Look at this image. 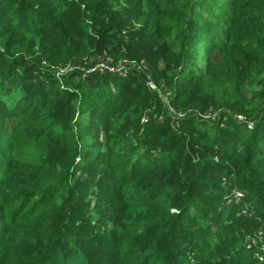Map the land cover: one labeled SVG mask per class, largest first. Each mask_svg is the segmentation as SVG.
Masks as SVG:
<instances>
[{
	"label": "trees",
	"instance_id": "trees-1",
	"mask_svg": "<svg viewBox=\"0 0 264 264\" xmlns=\"http://www.w3.org/2000/svg\"><path fill=\"white\" fill-rule=\"evenodd\" d=\"M77 59L144 72L57 76ZM263 246L264 0H0V264Z\"/></svg>",
	"mask_w": 264,
	"mask_h": 264
},
{
	"label": "rangeland",
	"instance_id": "rangeland-1",
	"mask_svg": "<svg viewBox=\"0 0 264 264\" xmlns=\"http://www.w3.org/2000/svg\"><path fill=\"white\" fill-rule=\"evenodd\" d=\"M105 62H106L105 64L109 65L110 67L113 66L115 68V66H116L115 70L110 68L109 70H105L104 72H102V71L98 72V68H99L100 64L95 63L94 61H91L89 59H87V60L77 59L72 63L62 64L61 66L56 68L55 71H56L57 76H60V75H69V74H71V72L79 70V71L83 72L84 78L86 80H92L93 79L92 77L94 74H99V76H101V77H112L115 75L128 76L129 74H131V72H134V71H139V73L144 72V69H142L139 65L134 64V63H129L127 61H124L122 64H114L111 59H108ZM117 66H119V67L117 68ZM148 85H149V87H151V89L155 90V86H153V84L151 82H148ZM206 118H207L206 120L211 121V119H210L211 117H206ZM147 121H148V118H146V122ZM142 123H144V122H142ZM238 194H241V191L234 189L231 194H228L226 196L225 204L227 206L231 205V203L233 204L235 201V197H238L239 202H241L244 199V197H239ZM173 212L176 213L175 210ZM251 240H253V239H251Z\"/></svg>",
	"mask_w": 264,
	"mask_h": 264
},
{
	"label": "built area",
	"instance_id": "built-area-1",
	"mask_svg": "<svg viewBox=\"0 0 264 264\" xmlns=\"http://www.w3.org/2000/svg\"><path fill=\"white\" fill-rule=\"evenodd\" d=\"M106 62L105 61H103V62H101V63H99L100 65H99V68H98V72L99 71H102V72H104L105 70H109L110 68H112V69H114L115 70V68H116V66H115V68L113 67V66H109V65H106L105 64ZM122 64V63H121ZM119 66H117V68H118ZM96 73V72H95ZM119 76H122V77H126V76H124V75H119ZM146 119V118H145ZM145 119H143L142 120V122H145L146 120ZM238 196L239 197H244V194H238ZM235 200H237V201H239V198L238 197H235ZM232 204V203H231ZM244 213H246V212H244ZM249 242H251V243H253V244H255L254 242V240H249ZM263 250H264V246H263ZM257 257H258V259L260 260V261H262L263 260V256L262 255H257Z\"/></svg>",
	"mask_w": 264,
	"mask_h": 264
}]
</instances>
